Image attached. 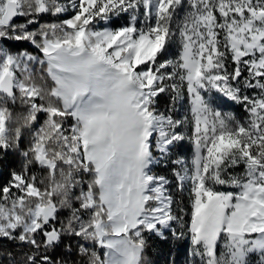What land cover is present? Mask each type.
<instances>
[{"label": "snow or ice", "instance_id": "1", "mask_svg": "<svg viewBox=\"0 0 264 264\" xmlns=\"http://www.w3.org/2000/svg\"><path fill=\"white\" fill-rule=\"evenodd\" d=\"M157 243L264 264V0H0V264Z\"/></svg>", "mask_w": 264, "mask_h": 264}, {"label": "trees", "instance_id": "2", "mask_svg": "<svg viewBox=\"0 0 264 264\" xmlns=\"http://www.w3.org/2000/svg\"><path fill=\"white\" fill-rule=\"evenodd\" d=\"M44 19H50L49 17H44ZM16 22H22V18H17ZM124 21L123 19L120 20H114L113 21V26L118 25V24H122ZM26 46V45H25ZM34 51L33 49H29ZM173 51H175L173 49ZM165 103V100L162 98L161 99V104L163 105ZM235 108L237 109V111H241L243 114V111L235 106ZM15 111H22L23 109L20 108L19 106H16L14 108ZM240 114L239 117L243 118L244 114L242 115ZM42 117H41V122H42ZM38 126V125H37ZM30 138L29 132L27 130H25L24 135H23V139H22V143L26 144L28 142V139ZM184 151L186 152L187 149H184ZM18 164V157L15 154H10L8 157V165L9 167H15ZM155 248L158 249V251H154L153 249H149L148 250V255L153 259V261L155 262V264H164L165 258L167 257V252L166 250H164L162 248L161 245H159L158 243L155 245ZM173 255L176 257V264H184V254H183V250H181L180 252L176 253L174 252Z\"/></svg>", "mask_w": 264, "mask_h": 264}, {"label": "rangeland", "instance_id": "3", "mask_svg": "<svg viewBox=\"0 0 264 264\" xmlns=\"http://www.w3.org/2000/svg\"><path fill=\"white\" fill-rule=\"evenodd\" d=\"M219 103V102H218ZM223 108H224V110H231V111H233L238 117L240 116V114H242V112L240 111H237V109L235 108V105H232V104H230V103H223L222 105H221ZM178 111L181 113V114H183V111H184V108H178ZM244 114V113H243ZM242 114V115H243Z\"/></svg>", "mask_w": 264, "mask_h": 264}]
</instances>
